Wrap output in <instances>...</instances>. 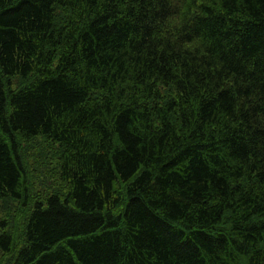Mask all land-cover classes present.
Returning <instances> with one entry per match:
<instances>
[{
  "label": "trees",
  "instance_id": "trees-1",
  "mask_svg": "<svg viewBox=\"0 0 264 264\" xmlns=\"http://www.w3.org/2000/svg\"><path fill=\"white\" fill-rule=\"evenodd\" d=\"M0 264H264V0H0Z\"/></svg>",
  "mask_w": 264,
  "mask_h": 264
}]
</instances>
